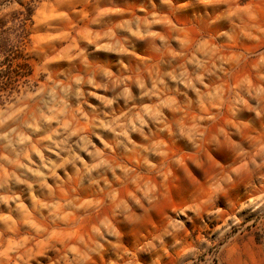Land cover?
<instances>
[{
    "label": "clouds",
    "instance_id": "obj_1",
    "mask_svg": "<svg viewBox=\"0 0 264 264\" xmlns=\"http://www.w3.org/2000/svg\"><path fill=\"white\" fill-rule=\"evenodd\" d=\"M0 264H264V0H0Z\"/></svg>",
    "mask_w": 264,
    "mask_h": 264
}]
</instances>
